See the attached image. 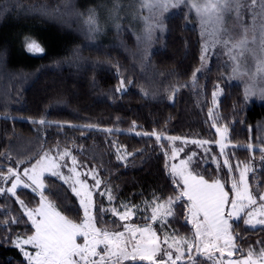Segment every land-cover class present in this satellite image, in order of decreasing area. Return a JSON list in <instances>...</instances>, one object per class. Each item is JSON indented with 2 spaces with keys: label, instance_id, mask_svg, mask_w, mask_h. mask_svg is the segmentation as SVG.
Here are the masks:
<instances>
[{
  "label": "trees",
  "instance_id": "16d2710c",
  "mask_svg": "<svg viewBox=\"0 0 264 264\" xmlns=\"http://www.w3.org/2000/svg\"><path fill=\"white\" fill-rule=\"evenodd\" d=\"M191 3L184 0L161 14L142 7V0H0V172L22 170L43 153L67 150L84 168L96 169L100 191L111 190V200L96 194L101 205L96 224L107 227L118 221L122 203L141 215L145 201L154 196L167 201L182 190L171 176L166 137H191L210 141L217 160L195 159L194 174L220 179L230 191L232 179L251 164L260 167L250 176L251 189L262 193L264 163L255 147L264 148V100L245 99L242 86L229 78V57L220 45L201 61L208 37ZM90 9L97 32L85 23ZM243 23L251 27V11ZM29 40L44 52H29ZM218 89L219 102L209 116ZM213 122L230 131L234 147L225 153L231 172L213 145L218 136ZM43 181L48 201L81 223L83 210L67 184L53 176ZM255 182H261L257 189ZM21 201L37 208L41 197L32 188H20L15 196L0 193V264H28L13 245L34 232ZM188 203L175 202V227L187 228ZM244 219L234 222L233 232L245 256L249 248L256 253L264 248V227H250Z\"/></svg>",
  "mask_w": 264,
  "mask_h": 264
},
{
  "label": "snow or ice",
  "instance_id": "6c2138e0",
  "mask_svg": "<svg viewBox=\"0 0 264 264\" xmlns=\"http://www.w3.org/2000/svg\"><path fill=\"white\" fill-rule=\"evenodd\" d=\"M183 2L184 0H142V7H146L150 11L158 9L162 14ZM257 4L258 11L256 10ZM190 6L199 16L201 24L204 26V33L208 37L202 48L201 61L207 59V54L212 46L220 45L234 62L232 65L234 75H248L241 68L242 58L246 55L256 62V73L264 72V0H192ZM246 11H251L252 14L251 27L245 26L243 23ZM85 23L89 25L90 32L100 30L94 10H89ZM158 26L162 27V25ZM257 30L259 31L258 37ZM147 32L150 36L151 25L147 28ZM250 32L252 33L251 37H249ZM26 47L29 52L34 54L44 52V48L35 40L26 42ZM261 79L264 80V77ZM193 80L195 81V76H193ZM255 80L254 75L249 76L250 83L244 89L245 99L255 95L264 99V83L258 88ZM218 94V91H214L212 94L214 105L216 104L215 97ZM212 114L210 111L209 116ZM39 123L43 124L45 121L40 120ZM212 126L216 127L215 122ZM134 127L135 124H133ZM106 131L110 132L111 129ZM216 131L220 135L218 143L221 154H224L228 128L227 126L222 129L216 128ZM151 135H154L157 141L161 139V136L155 132ZM167 139L175 141L179 138L167 137ZM191 142L201 146L209 143L204 140ZM69 155L70 153L65 150L59 158L62 160ZM175 155L176 149H172L173 158ZM261 158L264 159V149L261 150ZM76 163L75 157H73V166L69 169L72 175L62 177V173L58 171L61 165L56 163L48 153H43L33 167L23 171V175L31 181L32 185H35L33 191L39 189L41 197L40 206L34 210H28L27 206L23 205L22 201L20 202L35 228L33 235H29L25 239L18 237L16 241V247L23 252L28 264H127V262H133V264H141V262H146V264H178V262L180 264H197L191 255L193 249L197 255L212 261V264H264V248H261L258 253L253 248H249L246 257L244 250L237 248L232 231L233 224L230 222L233 219L240 220L241 213H244L246 219L243 220V223L253 228L257 225H264V203L259 204L251 211H244L257 205V198L252 193L248 182V173L253 170L251 164H245L240 170L238 179H232L230 191L234 193V199L231 201H229V191L225 190V184L220 179L210 183L203 176L189 171L187 162H182L180 167L172 165L171 172L180 178L176 183L179 185L182 182V190L174 198L169 197L166 204L157 203L159 198L155 196L151 202L145 201L144 204L146 208H152L151 216L144 217L145 219L156 221L159 217V226L163 235V239H161V236L151 225L140 227L125 224L122 225L124 231L97 228L93 216V193L88 183L80 179L81 174L76 170ZM223 163L231 172L232 166L227 158ZM7 172L9 175L0 176V179L7 181L9 178H14V182L7 191L15 196L17 186L23 182L20 175L12 168H8ZM45 172L62 177L65 183L71 181V192L79 198V204L83 210L81 223H74L56 211L55 206L48 201L43 191ZM92 178L95 180L93 187L98 188L101 182L94 171ZM23 186L29 187L30 185L24 183ZM110 191V189L107 190L109 200L112 199ZM2 192L4 189L0 188V193ZM183 198L190 202L187 208L194 229L192 240L177 239L175 233L170 237L163 231L168 223L167 217L174 214L172 205ZM259 200L264 202V194L259 195ZM229 205L230 211L226 212ZM121 207L123 212L119 214V219L126 221L133 214L131 211L133 206L122 203ZM112 211L114 214L116 213V209H112ZM77 237H83V242L77 243ZM170 239L171 243H169ZM162 244L167 245V248L162 249ZM23 245H31L36 250L35 253L25 251ZM101 245H103V250L98 251ZM185 251L189 253L187 260H185ZM237 252L240 253L241 258L231 259ZM216 253H219L218 257ZM225 255L229 259L225 260ZM158 256L159 259H157Z\"/></svg>",
  "mask_w": 264,
  "mask_h": 264
},
{
  "label": "rangeland",
  "instance_id": "374dc122",
  "mask_svg": "<svg viewBox=\"0 0 264 264\" xmlns=\"http://www.w3.org/2000/svg\"><path fill=\"white\" fill-rule=\"evenodd\" d=\"M251 35H252V33L250 32L249 33V37H251ZM259 36V33H257V37ZM226 53H227V51H226ZM228 55V54H227ZM228 57H229V55H228ZM229 62L225 65V68H227L228 69V73H229V78L232 80V82L233 83H236L237 84V82L242 86V88H243V90L245 89V87L247 86V84L248 83H250V81H249V76L250 75H254L255 77H256V80H255V82H256V85H257V87L259 88V86L262 84V83H264V80H262L261 78L262 77H264V72H262V73H256L255 72V61L251 58V57H249V56H245L244 58H242V63H241V68L245 71V72H247L248 73V75H243V76H241V75H234L233 74V71H232V65H233V61L230 59V57H229V60H228ZM207 62V61H206ZM218 91V95L215 97V99H216V104L214 105L213 104V96H212V110H211V112L212 113H214L215 112V110H216V107H217V102H219V97H220V93H221V91H220V89H218L217 90ZM248 99H252V100H264V99H261L260 97H259V95H255V96H251V97H249ZM223 127H225V126H223ZM223 127H221V126H216L215 127V130H216V128H223ZM217 132V131H216ZM218 133V132H217ZM229 136H230V131H229V129H228V133H227V140H226V147L224 148V150H223V153L224 154H221V149H220V146H219V140H220V135H219V133H218V136H217V139H216V142L215 143H213V145L215 146V150H216V152L217 153H220L221 155H223V156H221V159L224 161V159L225 158H227V155H226V153H225V151L228 149V148H231V147H234L233 146V144H231V142H230V138H229ZM167 138V137H166ZM165 138V139H166ZM168 140V139H167ZM193 140H198V141H200L199 139H195V138H191V137H189V138H179V139H177V140H175V141H171V140H169L170 141V144H169V146H170V172H171V166L172 165H176L177 167H180L181 166V163L182 162H187V167H188V170L189 171H191V164H193V162H194V160L195 159H202V158H211V159H213L214 161L213 162H216L217 160H215L216 159V156H212V153H211V142L209 141V143L208 144H204L203 146H201V145H198V144H196V143H192L191 141H193ZM208 141V140H207ZM119 148V147H118ZM255 148H257V149H259V151H260V155H261V150L262 149H264V148H261V147H259V146H257V147H255ZM172 149H176V155H175V157L173 158V156H172ZM70 153V152H69ZM49 154V156L50 157H52V158H54L55 159V161H56V163H58L59 165H61V167L58 169V171L60 172V173H62V177H69V176H71L72 175V173L69 171V169L73 166L72 165V158H73V155L70 153V155L69 156H65L64 157V159H60L59 158V156L60 155H55V154H52V153H48ZM119 156H120V153H119ZM260 158L259 159H261V160H263V163H264V159H262L261 158V156H259ZM120 158H121V156H120ZM122 159V158H121ZM76 160V159H75ZM123 160V159H122ZM126 160V158H124V160L123 161H125ZM37 162V161H36ZM35 162V163H36ZM76 165H75V167H76V170H77V172H79L81 175H80V179L82 180V181H85V182H87L88 183V185H89V188H90V190L92 191V193H93V201H94V209H93V216L95 217V215H96V210H97V208H99L101 205L97 202V197H96V194L97 193H100V194H102V196H104V197H109L108 196V194H107V191H105V190H101L100 191V189L102 188V185H103V183H102V179L98 176V173H97V171H96V169H86V168H84L83 166H81L80 165V163L76 160ZM35 163H33V164H31V165H29V166H27L26 168H24V169H22V170H17L16 172L20 175V178H21V180H22V184L21 185H19V186H17V188H16V192H17V190H19L20 188H35V185H32L31 184V181H29L28 179H27V177H25L24 175H23V171L25 170V169H27V168H31V167H33L34 165H35ZM258 164H259V162H258ZM257 164V165H258ZM260 167H255V166H252V169L253 170H250L249 171V173H248V182H249V185H250V188H252V186H251V184H250V180H251V178H250V176H251V174H252V172L254 173V174H256V172H257V170L259 169ZM93 171H94V173L96 174V176H97V178L100 180V185H99V187L98 188H94L93 187V185H95V180L92 178V174H93ZM85 173H88V175H85ZM239 173H240V171H239ZM194 174V173H193ZM9 174H8V172H0V176H8ZM44 176H53V177H55V178H57V179H59L60 181H62V182H64L65 183V181H64V179L62 178V177H57V176H54V175H51L50 173H48V172H45L44 173ZM43 176V177H44ZM171 176L172 177H174L175 178V180L176 181H179V177L178 176H175L172 172H171ZM257 175H254V177H256ZM239 177V176H238ZM238 179V178H237ZM207 180V179H206ZM209 181V180H208ZM14 182V178H9L7 181H4L3 179H0V188H3L4 189V192L3 193H7V194H10V195H12L10 192H8L7 191V189L8 188H10L11 187V184ZM44 182V181H43ZM210 183L212 182V181H209ZM222 183H224L223 181H221ZM24 183H27V184H29L30 186L29 187H24L23 186V184ZM67 184V186L71 189V187H70V184H71V181L69 182V183H66ZM225 184V183H224ZM259 184L261 185V182L260 183H257V182H255L254 183V187L256 186V189L258 188V186H259ZM45 185V184H44ZM180 185L182 186V182L180 183ZM231 186V185H230ZM45 188V187H44ZM225 190L226 191H229V189H227L226 188V186H225ZM39 189H37L36 190V192L37 193H39ZM43 191H44V189H43ZM251 191H252V193L256 196V198H257V205L256 206H252V208H248V209H245L244 211L245 212H248V211H251V210H253L254 208H256V207H258L259 206V204H261V203H264V202H261L260 200H259V195L260 194H264V190L262 191V193H260V192H258V193H255V191L256 190H252L251 189ZM78 198V197H77ZM185 200H187L186 198H184ZM234 199V193H232L231 191H229V201H231V200H233ZM78 200H79V198H78ZM157 203H161V204H166V201H156ZM190 203V202H189ZM188 203V204H189ZM174 204H175V202H174ZM174 204L172 205V208H173V206H174ZM24 205V204H23ZM40 206V205H39ZM38 208V207H37ZM27 209L28 210H34V209H36V208H30V207H27ZM137 209V208H136ZM135 208H131V211H132V215L129 217V219L128 220H126V221H121L120 219H119V213H122L123 212V209H122V211H120L116 216V218H118V221H114L113 223V225L112 226H107V227H100L101 229H104V228H107L109 231H111V229H114V231H123L124 230V228L122 227V225H125V224H130V225H133V226H140V227H142V226H144V225H151L152 227H153V229H155L156 231H157V234L158 235H160L161 236V239H163V235H162V232H161V229H160V221H159V217H158V219L156 220V221H151V220H149V219H145L144 217H147V216H151V214H152V208L151 207H149L148 209L146 208V207H141V209L140 210H142V214L141 215H137V214H139V212H137V211H139V209H137L136 210ZM187 210H186V214H185V223L188 225L187 226V228H180V227H175V225H173L172 224V220L174 219V217H175V214H173L172 216H168L167 217V221H168V223H167V225H165V227H164V229H163V231L164 232H166L170 237L172 236V234L173 233H175L176 234V238L177 239H180V238H186V239H188V240H192L193 239V233H194V229H193V227H192V223H191V220H190V214H189V212H188V208H186ZM55 210L56 211H59V210H57L56 208H55ZM23 211H24V213H25V208L23 207ZM226 212L227 211H230V205H229V207L228 208H226V210H225ZM63 215V214H62ZM246 217L245 215H244V213H241V217ZM28 217V216H27ZM28 219H29V217H28ZM37 219H39V217H37ZM138 221H140V223H138V224H136V223H134V222H138ZM235 221H238V220H235V219H233L232 221H230L232 224H234V222ZM29 222H30V225L33 227V229H34V232H33V234L35 233V228H34V226L32 225V222H31V220L29 219ZM96 226H97V224H96ZM251 227V226H250ZM258 227H264V225H257L255 228H258ZM97 228H98V226H97ZM113 231V230H112ZM232 231H233V229H232ZM32 234V235H33ZM137 235H139V234H137ZM233 235H234V237H235V243H236V245H237V248L239 249L240 247H239V244H238V242H237V238H236V235H235V233L233 232ZM18 238V237H17ZM17 238H15L14 239V241H13V245L14 246H16V241H17ZM19 238H21V239H25V238H27V237H19ZM78 238V237H77ZM81 238H83V237H81ZM81 238H79L80 240H77V243H82L83 242V239H81ZM172 242V240L170 239L169 240V243H171ZM23 248H24V250L25 251H27V252H29V253H32V254H34L35 253V249L31 246V245H23L22 246ZM163 248H167V245H164V244H162V249ZM19 250H20V248H18ZM103 250V245H101L100 246V248L98 249V251H102ZM21 251V250H20ZM174 251V250H173ZM21 253L23 254V252L21 251ZM175 254V253H174ZM161 255H162V253H161ZM191 255L195 258V260L197 261L198 259H200V258H202L205 262V264H212V261H209V260H207V259H205L204 257H202V256H200V255H197L196 254V252H195V249H193V251H192V253H191ZM234 255H237V253L236 254H234ZM188 256H189V253L187 252V251H185V260H187V258H188ZM216 256L218 257L219 256V253H216ZM23 257H24V259L27 261V258L24 256V254H23ZM245 257H246V255H245ZM160 257L158 256L157 257V259H159ZM241 257H238V258H236V257H231V259H240ZM224 259L226 260V259H229L228 257H227V255H225V257H224ZM28 262V261H27ZM128 263V262H127ZM178 264H180V262H178Z\"/></svg>",
  "mask_w": 264,
  "mask_h": 264
},
{
  "label": "crops",
  "instance_id": "0c3cea01",
  "mask_svg": "<svg viewBox=\"0 0 264 264\" xmlns=\"http://www.w3.org/2000/svg\"><path fill=\"white\" fill-rule=\"evenodd\" d=\"M123 231H124V230H123ZM79 238H81V237H78L77 240H80ZM81 239H83V238H81Z\"/></svg>",
  "mask_w": 264,
  "mask_h": 264
}]
</instances>
